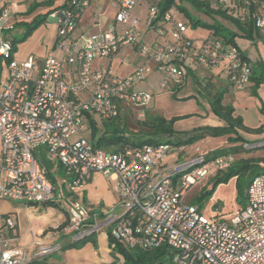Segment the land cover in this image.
<instances>
[{"label":"built area","instance_id":"obj_1","mask_svg":"<svg viewBox=\"0 0 264 264\" xmlns=\"http://www.w3.org/2000/svg\"><path fill=\"white\" fill-rule=\"evenodd\" d=\"M92 1L67 0L61 11L49 16L58 26L59 56L18 61L11 33L16 30L15 14L0 0V202L63 207L73 243L106 227L130 250L167 247L172 264H264V174L249 185L244 209L229 220H204L183 198L204 178L227 173L236 163L233 154L209 158L211 153H197L167 168V176L158 181L163 159L187 153L191 146L160 142L105 150L90 141V121H114L126 104L145 119L153 95L136 88L148 79L150 63L160 74L159 87L169 91L186 83L189 69L197 66H221L242 91L250 85L255 64L238 45L214 33L196 45L176 5L162 13L165 0H113V27L75 39ZM201 1L264 39V0ZM143 4L144 25L167 36L165 42H141V18L134 10ZM124 45L135 47L143 61L133 73L119 77L94 68L97 60L113 59ZM67 71L71 80L66 79ZM92 172L113 180L121 215H107L99 222L84 208L82 192ZM0 218V264H32L28 253L15 245L16 221L10 215ZM58 251L59 246H41L39 256Z\"/></svg>","mask_w":264,"mask_h":264},{"label":"rangeland","instance_id":"obj_2","mask_svg":"<svg viewBox=\"0 0 264 264\" xmlns=\"http://www.w3.org/2000/svg\"><path fill=\"white\" fill-rule=\"evenodd\" d=\"M6 1L11 5L13 12L18 13V21L20 23L22 22V24L17 23L16 30L11 32L13 39L16 41L23 40L24 33L28 29L29 25L33 24L36 16L44 15L50 11L44 6L39 7L35 12L28 14L30 8L32 7V4H39V0L38 2H35L37 0ZM99 1L100 2H97V0H93L90 9H87L85 11L83 16L81 17L78 28L73 35L74 38H79V35L81 34L89 35L98 32L99 29L94 27V25L97 23H101L103 29H105L106 27H113L112 20L114 19V13L110 10L109 0ZM177 4H180L179 1L177 2ZM146 7V4H143L141 7L136 8L134 10V15L139 16L140 18L143 17V14L146 11ZM187 14L194 20L199 19L202 23L214 24V20L212 18L203 15L202 13L194 10L191 7L187 8ZM180 15L181 19H183L188 25V36L194 40L196 45L201 44L202 40L213 32L212 30H209L202 26L194 27L192 23H190V20L184 12H180ZM215 20L222 23L227 28L226 31L222 33V35L230 37L232 33H238L237 28L235 26H232L231 24H228L225 20L221 18H217ZM117 28L118 31H123L120 25H118ZM143 28L144 26L141 23L140 30ZM53 33H55V25L51 24L49 17L41 26H39L35 30L33 35L25 41L23 46L31 45V47H35L30 56H34L37 58V56L42 55L39 53L40 50L52 48L50 47V39H52ZM156 36L157 34L152 30H149V32L146 34H144L143 32L142 41L148 45H152L156 41ZM254 44L257 43H252L250 38L237 36L238 47L244 53H249L253 59L262 58L264 69V43H258L256 46H253ZM19 48L21 49V46ZM132 48L133 47L130 45L122 46L120 53L116 55L112 64L111 72L113 74L123 76L131 71V63L135 62L137 57L136 51ZM36 49H38L39 51H37ZM44 54L45 51L43 55ZM14 58H17L16 53L14 54ZM124 60H128L130 63H126L124 62ZM100 64L105 70H107L109 67L108 60H102L100 63H95L94 67L99 66ZM150 64L153 67V64ZM257 66L258 65L255 66V70H257ZM217 70L218 69H216L215 71L216 73H218ZM204 73L206 72L203 70L193 73L192 69H189L186 83L181 86L173 87L171 91L161 89L159 86H155L153 89L151 85H155V83L157 84L158 75L157 73L150 75L148 80L139 84L136 90L148 92L153 95V99L150 104V107L152 109L150 110L151 112H155V114L151 115L150 110L148 109V111L146 112V118L140 120L136 116V114H132V110H130L131 112L129 110H126V112L122 113V117L124 118L130 116L131 118L121 120L120 122L116 120L112 121L113 123L109 122L110 125L114 124L110 128L123 129L125 130V132H127V135H129L133 141L139 142L146 140L148 137L146 133H150V129L148 127H144L143 125L149 117H153L152 119L156 117H164L167 119H171L172 117L179 118V120L175 122L173 127L175 131L181 133H189L195 129L205 128L206 126H216L212 121L213 112L211 109V97L210 92L206 87L207 81L203 78L204 75H206ZM225 79L226 76L223 73L221 79H218L217 77L215 78V84L219 87L223 86L226 83ZM254 100V93L252 95L247 92H236L233 90L226 97L225 104L231 103V106L238 108L239 114L242 113V117L245 116L252 124H259V122L257 121L258 117L255 113L260 115V112H256L253 104ZM245 128L247 127L245 126ZM101 129L102 126L98 127L99 133L101 132ZM258 130L260 131H240L241 135L244 136L246 140L241 153H238L237 155L233 154L236 159V165L239 164V161L242 159L247 160L264 158V124L260 125ZM160 140L163 142L166 141V139ZM226 141L227 138L208 137L198 142L194 147H191L187 153L181 154L180 156L177 153L166 156L163 159L161 165L163 173L158 177V181L167 176V168H171L176 164L183 163L189 158L197 156V153H203L205 151L213 152L214 150L231 146L229 143H226ZM198 147L200 148V152H197L195 149ZM42 160L47 161L46 153L44 151H42ZM249 174L246 177H243L240 182L242 187L241 196L238 193L237 178L234 177L230 181L217 186L210 195H208L201 201L200 197L202 196V193L212 190L214 185L217 183L216 177L209 176L204 178L201 182L192 186L186 192L183 201L189 205H194L195 207H197L201 212L202 218L204 220H229L233 214L241 209H244V207L246 206ZM223 175L224 174H220L219 176ZM57 182L60 181L58 180ZM85 196L86 200L82 202V205L86 210L90 211V208H100L101 210L107 212L106 216L112 214L121 215L123 213V210L118 209V201L112 191L111 179L100 172H92L91 180L88 181L86 186ZM81 198V200H83V197ZM7 203L10 205V209L12 210L10 216L13 217L16 223H18L20 231L25 234L30 233V229L34 224L32 223V221L37 220L35 218L36 212L34 211V208L29 207L22 202L8 201ZM44 207L47 208L46 205ZM7 210V205L1 204L0 215L3 216V212H6ZM55 212H61L65 216V222L60 227H58V229L67 235L66 227L68 225V216L66 214V210L63 207H57L53 208V211L51 213H54L55 215ZM106 216H101L100 219L97 220L100 222L101 220H104ZM3 224L4 219L0 218V226H2ZM107 233L108 229L106 227L100 229L97 233H95L94 239L96 241V246L92 242L87 243L89 244V248L85 252L79 253L77 249H66L63 251V253L58 255L59 257H50L49 259H47V262L51 264L55 262V260H70L73 264H81L83 261H86L88 263L94 262V264H97L98 262H100V264H109L106 262V259L111 256L112 263L110 264H122L123 259L121 258L119 253L113 252V255L110 256L107 253Z\"/></svg>","mask_w":264,"mask_h":264},{"label":"trees","instance_id":"obj_3","mask_svg":"<svg viewBox=\"0 0 264 264\" xmlns=\"http://www.w3.org/2000/svg\"><path fill=\"white\" fill-rule=\"evenodd\" d=\"M179 5L177 4L176 0H165L163 4H161L160 8L162 13H165L169 10L172 6H177L182 12L186 14L190 23L194 27L202 26L209 30H212L216 36L222 37L226 40L227 43H231L237 45L236 38L237 36L243 38H250L255 39L259 37L258 33H256L251 28H245L242 24L237 21H233L227 19L226 16L213 12L208 3L201 0H178ZM185 5L193 8L194 10L202 13L205 16H208L214 20V24H205L202 23L199 19L194 20L187 14V8ZM47 6V3H37L32 5L28 14L35 12L39 7ZM55 11V10H54ZM53 10L49 11L44 15H38L35 17L33 24L29 25L28 29L24 33L22 41H14L13 51L14 53L17 51L18 44L25 42L30 36L33 35L35 30L41 26L47 18L54 12ZM220 16L223 20H226L227 23L235 26L238 30V33H232L230 37H226L222 35L224 31H226V27L218 22L217 17ZM216 21V22H215ZM22 24V23H19ZM239 34H242L239 35ZM261 70H263V65L261 63L257 64ZM255 71V69H254ZM256 82L255 87H258L260 84L264 83V79H252ZM206 87L210 92L211 97V109L212 112L217 116L221 121L224 122L223 127H205L195 129L189 133H181L176 132L174 130V124L179 118H172L167 120L163 117H156L154 119L148 118V120L143 124L144 127H148L150 129V133H146L147 137L144 141L135 142L132 138L127 135V132L123 129L119 128H108L109 122H103V128L106 130L103 133L98 132V123L96 121H90L91 127V136L90 141L94 148L96 149H105V150H118L127 145H136V144H158L161 141L160 139H166L165 142L174 143L177 146L180 145H189L192 146L208 137L211 138H227V143L231 146L226 148L217 149L211 152L209 158L218 157V156H225L228 154H238L241 153V150L244 148L245 140L240 135L241 130H245L247 132H251L250 129L245 128L243 119L241 116L235 115V109L230 105H224V93L215 91L214 86L211 80L208 79ZM256 94V91L254 92ZM116 119V121H118ZM117 125V124H116ZM115 127V126H114ZM260 131V130H258ZM240 144V145H239ZM247 144V143H246ZM234 145V146H233ZM264 158L261 159H242L239 161V164L235 165L223 176H217V183L214 185L213 189L210 191H206L202 193L200 200L202 201L208 195L211 194L214 189L219 186L220 184L226 183L230 181L232 178H237V186H238V193L240 196L242 195V187H241V180L243 177H246L249 173L248 177V187L251 184L252 180L258 176L263 174L264 172ZM237 166V167H236ZM254 169V170H252ZM52 178V177H51ZM49 208H57V205H47ZM59 208V207H58ZM3 217H7V215H3ZM68 220V219H67ZM67 223V221H66ZM17 228V227H16ZM108 241L109 246L112 250V253H119L121 258L123 259L122 264H172V253L167 247H162L152 252H144L139 250H130L126 247L122 246L121 244L117 243L110 235L108 231ZM92 242L96 246V241L94 239V235L91 237L84 239L80 242H72L70 245L65 247L66 249H81L87 243Z\"/></svg>","mask_w":264,"mask_h":264},{"label":"crops","instance_id":"obj_4","mask_svg":"<svg viewBox=\"0 0 264 264\" xmlns=\"http://www.w3.org/2000/svg\"><path fill=\"white\" fill-rule=\"evenodd\" d=\"M1 1L7 7H9L11 9V11L13 12V10L11 8V5L6 0H1ZM39 1H40L39 3H47V6H45V8L48 9V10H51V11L52 10L53 11L54 10L55 11H61L65 7L66 2H67V0H39ZM35 2H38V0L35 1ZM97 2H100V1L97 0ZM112 3H113V0H109L110 10L115 15V10L112 8ZM34 4H37V3H34ZM34 4H32V5H34ZM91 6H92V4L90 5V7ZM90 7L88 9H90ZM13 13L15 14V21H16V27H17V23L18 24L20 23L18 21V18H17L18 13H16V12H13ZM22 15H24V14H22ZM145 15H146V11L143 14V17H141V23L144 26V28L140 30L142 36H143V32H144V34L149 32V29L146 28V26L144 25V22H143V20L145 18ZM50 22H51V24L55 25V33L52 34V39H50V41H51V46L50 47H52V48H46V49H43V50H40V51L38 49H36L37 51H39L40 54H42L40 56H37V58L40 59V61H42L50 53H52L55 56H59L60 55V52H59V50L57 48V32H58L57 31L58 30L57 29V23H56V21H53V20H50ZM112 23H114V19L112 20ZM94 27L99 29V31L95 32V33H92V34H96V33L105 31V30L110 28V27H106L105 29H103L101 23L95 24ZM92 34H89V35H92ZM156 34H157V36H156L155 43H162V42H165L168 39L167 36H165V37L161 36L160 37L158 35V33H156ZM79 36L81 37V36H88V35L81 34ZM142 36H141V42L144 43L142 41ZM75 39H78V37L75 38ZM251 41H252V43H257V44L258 43L259 44L260 43H264V39L262 37H257L254 40L251 39ZM24 43L25 42L19 44L18 48H17V51L15 52L17 54V58L16 59L18 61H24L28 57H30L31 52L35 48V47H31V45H27V46L24 45L23 46ZM236 43H237V38H236ZM144 44H146V43H144ZM257 44H254L253 46H256ZM20 46H21V49L19 48ZM132 49L135 50L136 53H137V49L135 47H133ZM44 51H45V54L43 55ZM245 54L248 55L251 58V60L255 64V66L257 64H259V63H261V65H263L262 58L253 59L249 53H245ZM114 58L108 60L109 61L108 70L110 72H111V68H112V64H113ZM101 61L102 60H97L95 63H100ZM124 62L128 63L129 61L128 60H126V61L124 60ZM142 63H143V61H142V59H140V57L138 56V53H137V57H136L135 62L131 63L132 69H131V71L129 73H127V74H125L123 76H119V75L113 74L112 72L111 73L113 75H116V76H119V77H126V76L130 75L131 73H133L135 71V69L139 65H141ZM152 64H153V67L151 66V64H149L150 68H151L150 75H153L155 73H157V75H158L157 84L155 83V85H151V87L154 89L155 86H159L158 83L160 81V74L158 73V71L156 69V65L154 63H152ZM95 67L96 68H103L101 66V64L99 66H95ZM190 69H192L193 73H196V72L201 71V70L206 72V73H204V74H206L203 77L204 80H206V81H208V79L211 80V82H212V84L214 86V90L224 93L223 104L225 106L226 105H230V106L232 105L231 103L225 104V99L230 94V92L233 91V90L236 91V92H247V93H250L252 95L256 91V94H254V97H255L256 101L254 100L253 104H254V108L256 109V112H258V111L260 112V115L255 113L257 115V117H258L257 121L259 122V124L250 123L249 120L245 116L242 117L243 116L242 113L239 114L238 108H235L233 106L232 107L235 109V115H238V116L242 117L244 126H246L248 129L252 130L251 132H258L259 126L264 124V121H263L264 120V83L260 84L258 87H255L256 82L253 81L252 79H260V80L264 79V69L261 70L260 67L257 66V70L254 71V74H253V77L251 79L250 85L246 89H244L242 91H238L235 88L234 84L230 81V79H228L226 73L224 72V70H223V68L221 66H211V67H208V68L207 67H200V66L198 67L197 66V67H191ZM216 69H218L217 70L218 73L215 72ZM69 71H70V69H69ZM223 73L226 76V79H225L226 83H225V85L219 87V86H217L215 84V78L217 77L218 79H221V76H222ZM150 75H149V77H150ZM66 79L67 80H71L72 79V76H71V74L68 73V71H67V74H66ZM148 109L150 110L152 108L149 106L147 108V111H148ZM126 110H129V111L132 110V114H136V116H137L136 110L133 109L130 105L126 104L125 107L123 108L122 113L126 112ZM150 113H151V115L155 114V112H153V111L151 112V110H150ZM212 116H213V119H212L213 124L216 125V126H213V127H223L224 126V122L223 121H221L213 113H212ZM129 118H131V117L127 116V117L123 118L122 114H121V117L119 118L118 122H120L121 120H124V119H129ZM149 118L152 119L153 117H149ZM262 118H263V120H262ZM165 119H167V118H165ZM167 120H170V119H167ZM96 122L98 123V127L102 126L101 133H103L106 130V128H103L102 122H99V121H96ZM110 123H113V122H110ZM113 125L111 124L108 128H110ZM206 127H212V126H206ZM240 135H241V132H240ZM148 137H149V135H148ZM242 137H243L244 140H246V138L244 136H242ZM226 143H227V141H226ZM195 145H197V143L194 144L193 146H195ZM220 145H222V144H220ZM193 146H191V147H193ZM205 152L211 153V152H208V151H205ZM262 167H264V165H262ZM91 174H90V177H89L88 181L91 180ZM108 178H110V177H108ZM111 182H112V191H113V193H114V195H115V197H116V199L118 201V197H117L116 193L114 192V183H113L112 179H111ZM85 195H86V188L82 192L83 201L86 200V196ZM7 202H8L7 200L1 201L0 202V207H1V204H6L8 210L6 212H3V213L7 214V215H10V213H12V210L10 209V205ZM29 207L34 208V211L36 212L35 218L37 220L36 221H32V223H34V224L32 225V227L30 229V233H26V234L22 233L20 231V229L18 227V223H17V228H16L15 232L13 233V237L15 238V245L17 247H19L20 249H23L24 251H26L28 253L30 258L32 259V264H49L47 262V259H49L50 257H53V256L59 257L58 255L63 253V251L65 250V247H67L68 245H70L72 243L71 240H70V236L64 234L62 231H60L58 229V227H60L65 222V216L61 212H55V215H54V213H51L53 211V208H49V207L45 208L44 206H41V207L40 206H38V207L29 206ZM90 213H91V216L95 217L96 219H100L101 216L105 217L106 214H107V212L101 210L100 208H96V209L95 208H90ZM52 215H53V217H52ZM106 236H107V240H108V233H107ZM41 246H59L60 247V251L54 253L55 255L51 254V255L46 256V257H41V256H39V249H40ZM88 248H89V244H86L81 249H77V251L79 253L85 252ZM107 253L109 254V256L113 255L112 250H111V248L109 246V241H108ZM106 262L109 263V264L112 263L111 256L108 259H106ZM51 264H73V263L70 260H67V261L55 260V262H53ZM81 264H94V262L93 263H88L86 261H83ZM97 264H100V262H98Z\"/></svg>","mask_w":264,"mask_h":264}]
</instances>
